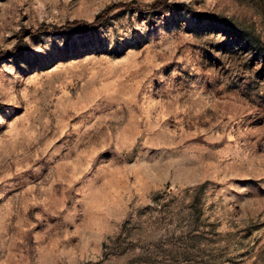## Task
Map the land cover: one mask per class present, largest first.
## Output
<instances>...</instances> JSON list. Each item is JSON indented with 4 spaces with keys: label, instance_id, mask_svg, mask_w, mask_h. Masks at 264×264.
Masks as SVG:
<instances>
[{
    "label": "rangeland",
    "instance_id": "obj_1",
    "mask_svg": "<svg viewBox=\"0 0 264 264\" xmlns=\"http://www.w3.org/2000/svg\"><path fill=\"white\" fill-rule=\"evenodd\" d=\"M156 1L0 0V264H264V0Z\"/></svg>",
    "mask_w": 264,
    "mask_h": 264
},
{
    "label": "trees",
    "instance_id": "obj_2",
    "mask_svg": "<svg viewBox=\"0 0 264 264\" xmlns=\"http://www.w3.org/2000/svg\"><path fill=\"white\" fill-rule=\"evenodd\" d=\"M164 3V0H157L153 5H151L149 8L151 10H141V9H138L139 12H151V11H156V9L160 8ZM121 5H125L123 3H120V4H116V5H113L112 8H116L118 6H121ZM104 21V14H98L94 20L92 22H90V24H88L89 27H96L97 25H100L101 23H103ZM71 25L70 22L64 24L62 26V28L58 29V31H61L63 30L64 28H67Z\"/></svg>",
    "mask_w": 264,
    "mask_h": 264
}]
</instances>
